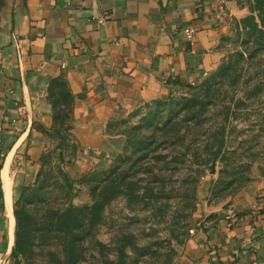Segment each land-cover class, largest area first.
<instances>
[{
    "label": "rangeland",
    "instance_id": "374dc122",
    "mask_svg": "<svg viewBox=\"0 0 264 264\" xmlns=\"http://www.w3.org/2000/svg\"><path fill=\"white\" fill-rule=\"evenodd\" d=\"M237 2L248 12L229 22L217 67L110 123L123 138L111 155L77 149L71 95L51 91V123L37 126L49 146L21 163L13 202L27 247L9 264H173L191 228L264 176V0Z\"/></svg>",
    "mask_w": 264,
    "mask_h": 264
},
{
    "label": "crops",
    "instance_id": "0c3cea01",
    "mask_svg": "<svg viewBox=\"0 0 264 264\" xmlns=\"http://www.w3.org/2000/svg\"><path fill=\"white\" fill-rule=\"evenodd\" d=\"M247 12L237 0H0V264H9L24 169L49 146L37 126L51 123V82H66L77 149L111 155L123 138L108 125L215 69L229 22ZM192 229L173 264H264V176Z\"/></svg>",
    "mask_w": 264,
    "mask_h": 264
},
{
    "label": "trees",
    "instance_id": "16d2710c",
    "mask_svg": "<svg viewBox=\"0 0 264 264\" xmlns=\"http://www.w3.org/2000/svg\"><path fill=\"white\" fill-rule=\"evenodd\" d=\"M56 87L57 88L60 87L61 89L66 88L67 86L65 80L60 78L51 82V87L49 91L50 96H51V91ZM66 91L67 92L65 96L70 97L69 91L67 89ZM13 215L15 220L14 243L10 252V258H12L14 262H16V259H18L19 256H22L26 251L27 238H26V229H25L26 225L24 223V218L21 216L19 211L16 208H14V203H13Z\"/></svg>",
    "mask_w": 264,
    "mask_h": 264
},
{
    "label": "built area",
    "instance_id": "2783aa9c",
    "mask_svg": "<svg viewBox=\"0 0 264 264\" xmlns=\"http://www.w3.org/2000/svg\"><path fill=\"white\" fill-rule=\"evenodd\" d=\"M200 1L201 2H204V3H209L210 4V3H214V2H220L222 0H200ZM182 32H183L184 36L187 39L191 40L193 38L194 34H195V28L192 27V26H186V27H184L182 29ZM192 232H193V229L191 228L190 229V233H192Z\"/></svg>",
    "mask_w": 264,
    "mask_h": 264
},
{
    "label": "bare ground",
    "instance_id": "6f19581e",
    "mask_svg": "<svg viewBox=\"0 0 264 264\" xmlns=\"http://www.w3.org/2000/svg\"><path fill=\"white\" fill-rule=\"evenodd\" d=\"M10 186V185H9Z\"/></svg>",
    "mask_w": 264,
    "mask_h": 264
}]
</instances>
